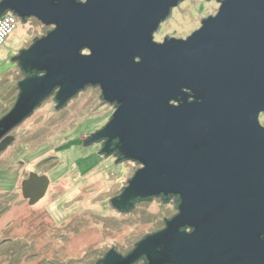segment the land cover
<instances>
[{
  "label": "water",
  "instance_id": "water-1",
  "mask_svg": "<svg viewBox=\"0 0 264 264\" xmlns=\"http://www.w3.org/2000/svg\"><path fill=\"white\" fill-rule=\"evenodd\" d=\"M184 1L0 4V17L10 11L54 27L20 57L25 70L42 75L19 84L14 107L0 120V154L15 141L7 134L54 94L62 107L100 87L117 109L92 141L118 140L125 159L144 167L112 203L180 198L165 230L104 264L144 256L149 264H264V0H218V14L188 39L155 43L153 34ZM48 186L46 177L32 175L23 195L35 204ZM157 252L162 256L153 257Z\"/></svg>",
  "mask_w": 264,
  "mask_h": 264
},
{
  "label": "rangeland",
  "instance_id": "rangeland-1",
  "mask_svg": "<svg viewBox=\"0 0 264 264\" xmlns=\"http://www.w3.org/2000/svg\"><path fill=\"white\" fill-rule=\"evenodd\" d=\"M220 4L218 0H185L173 9L154 39H187L202 27L203 19L218 14ZM53 29L35 18L19 21L0 47V120L18 99L22 74L13 64L16 51ZM101 94L100 87L87 89L70 105L71 112L59 118L53 111V99H48L16 128V143L0 154V264H92L106 246L126 252L144 236L162 229L165 219L175 214L174 203L160 199L139 203L129 213L114 209L112 199L144 167L130 160L104 162L95 148L87 150L81 144L80 140L100 131L116 112L117 107L105 102ZM260 124L264 127V115ZM30 172L52 182L47 197L35 207L23 198L22 183ZM42 172L49 175H38ZM73 226L77 230L71 234ZM77 236L96 240L89 258L66 254V246ZM25 240L32 244L31 250ZM60 243L65 244L61 247Z\"/></svg>",
  "mask_w": 264,
  "mask_h": 264
},
{
  "label": "flooded vegetation",
  "instance_id": "flooded-vegetation-1",
  "mask_svg": "<svg viewBox=\"0 0 264 264\" xmlns=\"http://www.w3.org/2000/svg\"><path fill=\"white\" fill-rule=\"evenodd\" d=\"M87 0H80L79 2H83V3H85ZM204 2H210L211 0H203ZM213 1V0H212ZM222 2L223 1H221V4H222ZM183 3V2H182ZM221 4H220V7H221ZM13 14H14V16H16L17 18H18V20L19 21H21V22H23L24 21V19H22V18H20L16 13H14L13 12ZM28 19H26V21H27ZM167 21V20H166ZM164 23V22H163ZM162 23V24H163ZM161 24V25H162ZM161 25H160V28H161ZM160 28H158V30L153 34V41L155 42V43H157V44H163V43H165V41L166 40H170L171 38H168V39H164V41H160V42H157L154 38H155V36H156V34L159 32V30H160ZM188 39V38H187ZM34 43H35V41H33L32 42V44H30L28 47H21V48H19L17 51H16V53H15V55H14V58H13V64H14V66H15V68L16 69H18L19 70V72L22 74V81H24V80H26V79H28V75L29 74H31V73H34V72H29V70L27 69V70H25V63L23 62V61H21L20 60V57L22 56V54L25 52V51H28L33 45H34ZM139 60H137V62H138ZM32 71V70H31ZM21 81V82H22ZM20 82V83H21ZM89 88H95V87H89ZM89 88H87V89H89ZM86 89V90H87ZM86 90H84V91H81V92H79L78 93V95L77 96H75L74 98H72L71 100H69L64 106H62V107H60L59 105H58V103L56 102V94H54L53 96L54 97H50V98H52L53 99V111L55 112V116H56V118L60 115V116H62L63 114V112L64 113H66V114H69L71 111H70V109H69V107H70V105L74 102V100H75V98H77L79 95H81V93H83V92H85ZM18 92H20V90H19V88H18ZM101 96H102V94H101ZM49 98V99H50ZM115 106V105H114ZM116 107V106H115ZM33 115V114H32ZM31 115V116H32ZM65 115V114H64ZM30 116V117H31ZM59 118V117H58ZM104 127H106V125L104 126ZM103 127V128H104ZM19 128H20V126H19ZM18 127H17V129H19ZM102 128V129H103ZM16 128L14 129V131L12 132V136H14L15 138H16V135H15V131L17 130ZM101 129V130H102ZM100 130V131H101ZM99 132V131H98ZM94 137V135H91V136H89L86 140H80L81 141V144H83V146H84V148H86L87 150H90V149H96L97 150V153L99 154V157H101L103 160H104V162H107V159H115V162L116 163H118V162H125V161H129V160H126V159H123L121 156H120V154L118 153V151L115 149V147H114V145H113V142H110L109 143V145L107 144L108 143V140L107 139H105V140H101V141H98V142H93L92 141V138ZM16 141L17 140H15V143H16ZM72 141V140H71ZM61 144H64V143H61ZM66 144H68L67 142H66ZM69 144H70V142H69ZM59 149H61V148H59ZM107 150L110 152V154H107ZM53 160V159H52ZM57 160V162H56V164L59 162L58 161V158H56V157H54V161H56ZM131 161V160H130ZM134 162V161H133ZM34 173H37V172H34ZM38 175H40V176H48L49 175V172H42V173H39ZM31 176V172L29 173V176H28V179H29V177ZM52 184V182L51 183H49V186H48V188H47V190H46V192H45V194H44V196L37 202V203H35V204H30V199H26L25 197H24V195H23V198H24V201H26L27 203H28V206L29 207H35L37 204H39L44 198H46L47 197V195H48V193L50 192V189H51V185ZM127 185H128V183H127ZM22 186H23V183H22ZM127 187V186H126ZM126 187H124V189H122L121 190V194L124 192V190H125V188ZM121 194L119 195V196H121ZM154 199H160L162 202H167V203H169V202H171L172 201V203H174V207H175V210H176V212H175V214L171 217V218H169V219H167L166 221H164V227L162 228V229H160V230H158L157 232H154V233H151V234H148V235H146V236H144L143 238H141L137 243H135L134 245H133V247L131 248V249H129L128 251H126V252H121L120 250H118V249H116V247H113V248H110V249H107V246L103 249V251H102V253H101V256L98 258V261H96V262H94V263H92V264H104V262L106 261V259H107V257L111 254V253H115L117 256H121V257H123L124 259L125 258H127L130 254H132L133 253V251L136 249V247H137V245L142 241V240H144L145 238H147L148 236H151V235H154V234H157V233H159V232H161V231H163V230H165L166 228H167V222L168 221H170V220H172L173 218H175L178 214H179V206H180V198L178 197V196H174V195H169L168 197H153V198H151V199H149L148 201H151V200H154ZM118 200V199H117ZM116 200V201H117ZM116 201H115V203H116ZM144 201V200H143ZM143 201H141V202H138V204L139 203H142ZM145 202H146V200H145ZM117 204V203H116ZM135 206L134 207H136V205H137V203L136 204H134ZM114 207V206H113ZM127 207L128 206H124V205H121L120 206V208L121 209H118V208H116L117 209V211H119L120 213H128V211L126 210L127 209ZM134 207H133V209H134ZM115 209V210H116ZM77 230V227L75 228L74 226H73V229L71 230V231H69V233L71 232V234L72 233H74V230ZM187 233H192L194 230L191 228V227H187V230H185ZM29 236H30V234H29ZM31 237V239H32V236H30ZM77 242L75 241V242H72V243H69L67 246H66V248L65 249H68V251L66 252L65 250H64V252H66V254L68 255L69 253H71L72 254V257L73 258H81V259H85V258H89V256H91V255H93V251H94V243L93 242H95L96 240H92V238L91 239H88V240H79V239H81L82 237H80V236H77ZM26 241V240H25ZM65 243H60V246L62 247L63 245H64ZM26 248H27V250H31L32 249V244L31 243H29V242H27L26 241ZM74 249L76 250V252H73L74 251ZM59 254H61V253H59ZM162 255H161V252H157V253H155L154 255H153V257H156V258H159V257H161ZM67 264H71V262L69 263H67ZM132 264H149V261H148V257H146V256H144V257H141L140 259H138L136 262H134V263H132Z\"/></svg>",
  "mask_w": 264,
  "mask_h": 264
},
{
  "label": "built area",
  "instance_id": "built-area-1",
  "mask_svg": "<svg viewBox=\"0 0 264 264\" xmlns=\"http://www.w3.org/2000/svg\"><path fill=\"white\" fill-rule=\"evenodd\" d=\"M5 0H0V4ZM18 18L12 14H5L0 17V47L12 36L18 28Z\"/></svg>",
  "mask_w": 264,
  "mask_h": 264
},
{
  "label": "trees",
  "instance_id": "trees-1",
  "mask_svg": "<svg viewBox=\"0 0 264 264\" xmlns=\"http://www.w3.org/2000/svg\"><path fill=\"white\" fill-rule=\"evenodd\" d=\"M78 1H80V0H78ZM24 21H26V19H24ZM54 30V29H53ZM52 30V31H53ZM52 31H50V32H48L47 34H46V36H48ZM42 38H44V37H42ZM41 38V39H42ZM38 40H40V39H37L36 41H35V43L38 41ZM28 70H29V72L31 73V72H34V73H31V74H29L28 75V78H31V77H35V76H39V75H42L41 73H39V72H37V71H35V70H32L31 68H28ZM32 70V71H31ZM19 94H20V92H19ZM19 94H18V96H19ZM118 144H119V141L118 140H115V141H113V145H114V147H115V149L118 151V153L120 154V156L123 158V159H125V157L120 153V151L117 149V147H118ZM125 191V190H124ZM160 197H165V196H160ZM121 197H119L118 198V200L116 201V205L114 204V209H116V208H118V209H121L119 206H121L122 204H121V199H120ZM144 200V201H143ZM145 200L146 201H148L149 199H142V198H133L131 201H128L126 204H123L124 206H128L127 207V211H128V213L129 212H131L132 210H133V207L135 206L134 204H138V202H141V201H143V202H145ZM117 210V209H116ZM183 231H185V230H187V227H185V228H183L182 229Z\"/></svg>",
  "mask_w": 264,
  "mask_h": 264
},
{
  "label": "bare ground",
  "instance_id": "bare-ground-1",
  "mask_svg": "<svg viewBox=\"0 0 264 264\" xmlns=\"http://www.w3.org/2000/svg\"><path fill=\"white\" fill-rule=\"evenodd\" d=\"M10 14L14 15L13 13H10ZM25 121H26V120H25ZM25 121H24V122H25ZM18 127H19V126H18Z\"/></svg>",
  "mask_w": 264,
  "mask_h": 264
}]
</instances>
